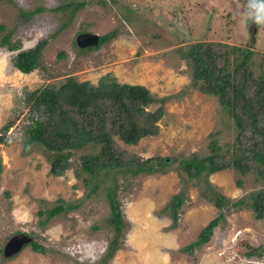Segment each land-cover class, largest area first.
Here are the masks:
<instances>
[{
  "label": "rangeland",
  "instance_id": "obj_1",
  "mask_svg": "<svg viewBox=\"0 0 264 264\" xmlns=\"http://www.w3.org/2000/svg\"><path fill=\"white\" fill-rule=\"evenodd\" d=\"M67 1L0 0V27L6 28L0 29V42L10 31L11 41L22 45L10 50L0 43V131L13 121L8 131L11 142L0 144V264H101L106 257L105 264H264V219H256L248 209L232 210L208 242L192 253L182 251L219 211L194 183L184 180L177 162L166 174L138 178L105 174L85 181L77 168L89 147L74 150L70 167L56 176L51 172L53 154L38 145L25 149L23 139L29 124L27 92L60 86L72 76L97 85L110 73L121 83L145 85L152 94L168 97L159 135L134 145L120 141L132 155L178 161L192 153L203 156L209 153L213 131L219 133L221 144L233 142L237 134L233 118L217 98L190 86L192 74L183 49L203 41L248 47L255 53L258 74L264 27L245 19L246 0H77L85 6L60 29L70 14L54 9ZM22 12L32 13L26 18ZM113 30L117 37L100 47L80 48L76 43L82 32L103 36ZM44 39L48 44L37 69L27 74L14 67L19 51ZM238 178L242 187L237 186ZM210 181L231 199L264 189L255 175L241 176L233 169L212 174ZM116 183L127 228L122 248L107 256L114 236L108 192ZM185 187L187 200L175 223L171 208H166ZM60 199L80 206L45 221L46 215L39 212ZM22 232L42 244L45 253L28 244L5 257L8 240Z\"/></svg>",
  "mask_w": 264,
  "mask_h": 264
},
{
  "label": "trees",
  "instance_id": "obj_2",
  "mask_svg": "<svg viewBox=\"0 0 264 264\" xmlns=\"http://www.w3.org/2000/svg\"><path fill=\"white\" fill-rule=\"evenodd\" d=\"M84 6L85 2L69 0L56 7L55 11L70 14L60 29L67 26ZM31 13L22 12L21 16L29 18ZM0 29L6 31L5 26ZM117 34L113 30L101 36L99 47ZM11 36L10 31L4 34L1 45L7 44L10 50H20L21 42H12ZM47 44L48 39H44L33 48L19 51L14 57V67L23 73L33 72L41 65L42 51ZM183 50L192 74L190 86L217 98L220 106L233 118L237 128L233 142L221 144L219 133L213 131L209 134V153L203 156L192 153L178 161L170 156L142 158L132 155L120 145V141L134 145L145 137L159 135V122L167 114L165 103L168 97L152 94L145 85L121 83L110 73L101 77L97 85L78 81L72 76L60 86H45L27 92L25 102L29 106V124L23 139L25 149L38 145L53 154L50 158L51 172L56 176L64 175L70 167L74 150L89 147L91 151L81 156L77 168L78 175L82 174L85 181L105 174L115 177L120 174L124 178L166 174L174 169L177 162L184 180L194 183L201 196L219 211L202 229L198 239L182 250L192 253L211 239L215 228L223 224L232 210L248 209L256 219H264V189L243 198L231 199L210 181L212 174L233 169L241 176L253 174L264 183V58L257 74L253 67L255 53L248 47L203 41L192 43L188 50ZM155 105L158 107L152 109ZM12 125L13 121H10L1 128L0 144L11 142L8 131ZM114 181L117 182L115 178ZM236 183L238 187L243 186L240 178ZM118 189L116 183L108 192L109 224L113 227L114 236L107 256H113L122 248L127 228L117 198ZM187 190L185 187L173 195L166 208H171L170 216L175 223L187 200ZM59 202L45 212H39L46 215L45 221L80 206V203L71 204L62 199ZM31 245L35 251L45 253V247L36 240ZM105 260L101 264H105Z\"/></svg>",
  "mask_w": 264,
  "mask_h": 264
},
{
  "label": "water",
  "instance_id": "obj_3",
  "mask_svg": "<svg viewBox=\"0 0 264 264\" xmlns=\"http://www.w3.org/2000/svg\"><path fill=\"white\" fill-rule=\"evenodd\" d=\"M100 42V35L91 32H82L78 34L76 43L80 48H88L92 46H98ZM33 242V238L26 233H18L13 235L6 243L3 253L5 257H12L28 244Z\"/></svg>",
  "mask_w": 264,
  "mask_h": 264
},
{
  "label": "clouds",
  "instance_id": "obj_4",
  "mask_svg": "<svg viewBox=\"0 0 264 264\" xmlns=\"http://www.w3.org/2000/svg\"><path fill=\"white\" fill-rule=\"evenodd\" d=\"M244 13L246 20H250L257 26L264 27V0H246ZM0 87H3L2 83H0Z\"/></svg>",
  "mask_w": 264,
  "mask_h": 264
}]
</instances>
